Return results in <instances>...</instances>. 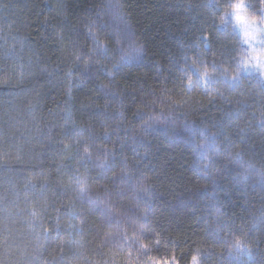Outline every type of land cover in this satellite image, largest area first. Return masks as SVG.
Listing matches in <instances>:
<instances>
[{
    "label": "trees",
    "instance_id": "obj_1",
    "mask_svg": "<svg viewBox=\"0 0 264 264\" xmlns=\"http://www.w3.org/2000/svg\"><path fill=\"white\" fill-rule=\"evenodd\" d=\"M227 3L0 0V264H264V75Z\"/></svg>",
    "mask_w": 264,
    "mask_h": 264
},
{
    "label": "clouds",
    "instance_id": "obj_2",
    "mask_svg": "<svg viewBox=\"0 0 264 264\" xmlns=\"http://www.w3.org/2000/svg\"><path fill=\"white\" fill-rule=\"evenodd\" d=\"M241 4H244L245 7L238 8V10H234L232 7V5L239 6ZM236 15L246 18V24L241 25L240 27L245 28V30L249 33L255 34L257 40L264 39V0H255L254 3L252 0H229V3L222 6V10L219 14V21L221 24H224L226 22V18L231 17V20L236 25V21L234 19V16ZM241 37L244 41L242 34Z\"/></svg>",
    "mask_w": 264,
    "mask_h": 264
},
{
    "label": "snow or ice",
    "instance_id": "obj_3",
    "mask_svg": "<svg viewBox=\"0 0 264 264\" xmlns=\"http://www.w3.org/2000/svg\"><path fill=\"white\" fill-rule=\"evenodd\" d=\"M234 10H238V8H244L245 5L241 4L239 6L232 5ZM236 21V26L240 28L241 34L244 37V43L248 47L247 58L242 57V63L244 68L253 67L260 70L261 75H264V39L257 40L255 34L249 33L245 30V28L240 27L241 25L246 24V18L240 15L234 16ZM260 45L257 48V45ZM199 71V70H197ZM207 69L204 70L203 76L201 78H206L208 76ZM235 79V77H233ZM234 246L236 249H240L242 247V241L237 239L234 242ZM246 247V245H244ZM197 257L193 256V264H196Z\"/></svg>",
    "mask_w": 264,
    "mask_h": 264
},
{
    "label": "rangeland",
    "instance_id": "obj_4",
    "mask_svg": "<svg viewBox=\"0 0 264 264\" xmlns=\"http://www.w3.org/2000/svg\"><path fill=\"white\" fill-rule=\"evenodd\" d=\"M237 30L240 32L238 26ZM112 31L117 39L122 60L126 63L136 62L139 57V50L132 44L127 27L117 15L115 16V14L112 19Z\"/></svg>",
    "mask_w": 264,
    "mask_h": 264
}]
</instances>
